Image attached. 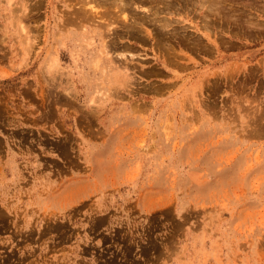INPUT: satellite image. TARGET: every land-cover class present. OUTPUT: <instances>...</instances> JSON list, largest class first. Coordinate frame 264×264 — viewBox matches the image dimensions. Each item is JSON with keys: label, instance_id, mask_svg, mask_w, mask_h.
Listing matches in <instances>:
<instances>
[{"label": "rangeland", "instance_id": "rangeland-1", "mask_svg": "<svg viewBox=\"0 0 264 264\" xmlns=\"http://www.w3.org/2000/svg\"><path fill=\"white\" fill-rule=\"evenodd\" d=\"M80 1L0 0V264H264V0Z\"/></svg>", "mask_w": 264, "mask_h": 264}, {"label": "bare ground", "instance_id": "bare-ground-1", "mask_svg": "<svg viewBox=\"0 0 264 264\" xmlns=\"http://www.w3.org/2000/svg\"><path fill=\"white\" fill-rule=\"evenodd\" d=\"M75 1H77V4H78V0H75ZM79 1H80V0H79ZM103 1H106V0H103ZM119 1H121V0H119ZM122 1H123V0H122ZM153 1L156 2V0H141V1H140V4L137 2L138 4H136V5H137V6H136V9H137V7H138V8H140V7L145 8V5H144L143 3L146 2L147 5H148V4L150 5V7H149V6H146V8H145V11H147L146 13H148V14H149V13H154V14L157 16V14H156V10H154V8H153L156 4H153V3H152ZM159 1H161V0H158V2H159ZM187 1L189 2V0H187ZM203 1H204V0H203ZM81 2H82V4H83V5H82L83 7H85V6H84V3L89 5L88 7L90 8V11H89V8H88V11H89V12H88V11H86V12L89 13L90 16H92L90 13H92V11H93V13H94V11L97 10V7H96V9H94V7L97 6L96 4H98L99 1H98V0H85V1H84V0H81L80 3H81ZM100 2H101V1H100ZM123 2H124V1H123ZM134 2H135V1H132V4H133ZM155 2H154V3H155ZM201 2H202V1H201ZM201 2H200V3H201ZM208 2L210 3L211 1L209 0ZM215 2H216V0H215ZM215 2H214V3H215ZM75 3H76V2H75ZM75 3H74V5H76ZM93 3H94V4H93ZM163 3H165V2H163ZM166 3H168V2H166ZM209 3H208V4H209ZM100 4H101V3H100ZM121 4H122V3H121ZM142 4H143V5H142ZM215 4H218V3H215ZM72 5H73V4H72ZM165 5H166V4H165ZM165 5H164V6H165ZM167 5H169V4H167ZM170 5H171V4H170ZM172 5H173V4H172ZM172 5H171V6H172ZM210 5H211V4H210ZM102 6L104 7V4H102ZM128 6H129V5H128ZM186 6H187V5H186ZM199 6H200V5H199ZM211 6H212V5H211ZM211 6H210V10H211V8H212ZM218 6H219V5H218ZM79 7H80V6H79ZM113 7H114V6H113ZM132 7H134V6H132ZM148 7H149V8H148ZM193 7H194V6H193ZM208 7H209V5H208ZM213 7H214V6H213ZM92 8H93V10H91ZM106 8H107V7H106ZM116 8H117V7H116ZM129 8H130V6H129ZM152 8H153V10H152ZM156 8H158V7H156ZM199 8H200V7H199ZM206 8H207V7H206ZM214 8H215V7H214ZM220 8H221V7H219V9H220ZM103 9H105V8H103ZM119 9H121V13H123V14H122L123 18H126V17L128 16V13H129V11H128V13H127L126 5H124V6L122 5ZM127 9H128V8H127ZM130 9H131V8H130ZM208 9H209V8H208ZM81 10H83V9L81 8ZM139 10H140V9H139ZM206 10H207V9H206ZM210 10H209V12H210ZM212 10H213V9H212ZM212 10H211V11H212ZM215 10H216V9H215ZM215 10H214V11H215ZM73 11H74V10H73ZM97 11H98V10H97ZM102 11H103V13H101ZM106 11H107V10H106ZM133 11L135 12V7H134V10H133ZM204 11H205V10H204ZM98 12H99V11H98ZM116 12H118V11L116 10ZM219 12H220V11H219ZM93 13H92V14H93ZM100 13H101V14H100ZM121 13H120V14H121ZM132 13H133V12H132ZM207 13H208V12H207ZM215 13H216V11H215ZM215 13H214V14H215ZM94 14L97 15V16H94V15H93V16H94L93 19L96 18V22H99V21H97V18H99V17H98V14H100V15L103 14V15H104V10H101L99 13H97V14L94 13ZM130 14H131V13H130ZM208 14H209V13H208ZM78 15H79V14H78ZM86 15H87V14H86ZM86 15H85V16H86ZM100 15H99V16H100ZM103 15H102V16H103ZM113 15H114V14H113ZM150 15H152V14H150ZM23 16H25V15H23ZM79 16H80V15H79ZM109 16H110V15H109ZM109 16H108V17H109ZM140 16H141V15H140ZM129 17L132 18V20H130V21L128 20V21H129L128 23H130L131 25H134V24L137 25V23H139L138 21H136L135 16L130 15ZM70 18H71V17H70ZM76 18H78L77 15H76ZM91 18H92V17H91ZM101 18H103V17H100V19H101ZM141 18H142V17H141ZM158 18H159V17H158ZM73 19H74V21H75V16H74ZM93 19H90V20H93ZM105 19H106V18H105ZM128 19H129V18H128ZM142 19H143V18H142ZM149 19H150V18H149ZM151 19H152V17H151ZM87 20H88V19H87ZM90 20H88V21H90ZM102 20H104V18H103ZM102 20H101V22H102ZM160 20H162V19H160ZM69 21H71V20H69ZM72 21H73V20H72ZM81 21H82V19H81ZM93 21H95V19H94ZM117 21H118V20H117ZM146 21H149V20L146 19ZM153 21L155 22L154 19H152V22H153ZM164 21H165V20H164ZM166 21H167V20H166ZM103 22H104V21H103ZM140 22H141V21H140ZM89 23H90V22H89ZM91 23H92V22H91ZM99 23H100V22H99ZM128 23H124V24H126L127 26H129ZM80 24H81V23H80ZM206 24H207V23H206ZM206 24H205V25H206ZM95 25H96V24H95ZM104 25H105V24H104ZM106 25H107L106 31L108 32V31L111 29V28L109 29V27H110V25H112V22H106ZM120 25H121V24H120ZM162 25H167V23H166V22H163ZM168 25H169V24H168ZM207 25H208V24H207ZM99 26H100V25H99ZM80 27H82V26L80 25ZM105 27H106V26H105ZM206 27H207V26H206ZM206 27H205V29H206ZM205 29H204V30H205ZM208 29H209V28H208ZM127 30H128V29H127ZM127 30H126V33H127ZM110 31H111V30H110ZM112 31H113V30H112ZM158 31H159V30H158ZM162 31H163V30H162ZM164 31H165V30H164ZM206 31H207V30H206ZM167 32H168V31H167ZM111 33H114V32H111ZM111 33H110V34H111ZM170 34H171V33H170ZM208 34H209V33H208ZM108 35H109V34H108ZM160 35H161V34H160ZM102 36H103V35H102ZM115 37H116V36H115ZM131 37H132V35H131ZM159 37H160V36H159ZM107 39H109V38H107ZM114 39H115V38H114ZM102 40H103V39H102ZM112 41H113V39H112ZM114 41H115V40H114ZM105 42H106V41H105ZM115 42H116V41H115ZM197 42H198V41H197ZM128 48H129V47H128ZM101 49H102V48H101ZM103 49H104V48H103ZM122 50H123V49H122ZM104 52H105V51H104ZM104 55H105V54H104ZM109 55H110V54H109ZM107 57H108V56H107ZM100 58H101V57H100ZM56 59H57L56 57L53 59V61L51 62L50 66H51L52 64H56V63H57V60H56ZM111 60H112V59H111ZM109 61H110V60H109ZM110 62H111V61H110ZM54 66H55V65H54ZM54 66H53V67H54ZM125 67H126V66H125ZM120 69H122V68H120ZM126 69H128V68H126ZM123 71H126V70H123ZM127 73H128V72H127ZM126 75H127V74H126V72H125V77H126ZM128 76H129V75H128ZM127 78H128V77H127ZM127 78H126V79H127ZM124 80H125V79H124ZM117 81H118V80H117ZM125 81H126V80H125ZM128 83H129V82H128Z\"/></svg>", "mask_w": 264, "mask_h": 264}]
</instances>
